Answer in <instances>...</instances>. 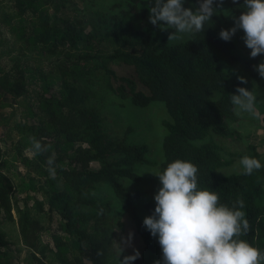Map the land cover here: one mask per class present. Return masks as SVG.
Returning a JSON list of instances; mask_svg holds the SVG:
<instances>
[{
  "label": "trees",
  "instance_id": "1",
  "mask_svg": "<svg viewBox=\"0 0 264 264\" xmlns=\"http://www.w3.org/2000/svg\"><path fill=\"white\" fill-rule=\"evenodd\" d=\"M126 1L127 9L122 10L139 16L143 24V30H138L143 39L141 51H126L119 47L103 57L84 53L79 58L85 64L92 66L90 71L81 67V62H77L72 68L57 73L51 72L49 77L52 82L60 81L61 99L43 100L41 111L45 116H49L53 123L45 126L43 134L35 133L31 129L30 135L25 133L27 127L23 122L17 124L25 133L18 140L24 150L30 149L29 138L33 136L42 143L51 144L47 142L46 137L49 128L57 125L64 142L51 144L52 150L46 154L52 155L57 147L62 151H73L75 153L72 157L73 161L79 162L83 168L79 170L66 167L64 161L57 158L55 161H59L56 178H50L48 171L44 173L50 209L64 208L62 217L65 220V229L70 235L68 237L73 241L70 249L66 240L56 238L54 254L58 256L61 264H85L86 260H89L90 264H107L112 245L111 228L99 223L101 217L96 221L95 231H90L86 226L89 219L95 217L90 210L97 204L86 196L87 187L103 182L114 188L117 198L134 220L145 247L151 252L161 250L156 237L144 227L134 202L145 194L148 197L146 206L154 211V195L158 189L128 192L124 188L126 180L140 181L144 178L138 170L140 164H156L149 156L151 152L149 145L136 143L127 136L122 140H105L103 132H93L97 130L102 119L101 110L90 103L91 96L101 93L97 88L101 83L97 82L92 74V70L98 68L104 69L102 78L105 83L103 88L105 94L113 95L120 107H126L128 103L144 107L156 100L165 103L169 120L163 122L166 130L163 137L164 160L159 172H163L168 163L177 159L191 161L199 168L198 188L218 193L220 202L229 206L236 200L243 199L245 207L242 210L245 211L252 227L251 231L240 239L248 241L264 252V168L254 171L251 175H243V171L219 175L216 170L232 164L233 159H225L222 147L213 139L199 145L195 143L211 137V132L225 138H242L241 133L231 124L239 121V118L233 113L230 96L236 92L238 86L247 88L246 84H241L237 79L241 75L245 78L249 77L257 88L264 89V79L254 67L264 61V55L250 57L242 65L237 77H232L228 68L238 62V57L234 54L236 44L233 39L224 41L219 36L222 27L218 18L222 10H217V15L212 17L213 21L205 25L204 32L196 33L193 38L184 42L168 44L154 36L159 27L149 22V7L154 0ZM189 2L194 9L198 6V0H189ZM112 5H122V0H114ZM223 5L228 6L237 17L244 10L243 0H236V3L233 0H223L222 7ZM29 10L38 11L41 15L47 9L43 0H20L18 14L23 15ZM43 16L46 15L40 17ZM13 17L14 15L8 14L4 18V23L23 44L21 48L26 47L31 51L36 49L39 43H43L46 50L52 51V46L57 45L56 36L45 26L36 27L33 33L28 35L24 26L13 25ZM3 39L5 38L1 36L0 45ZM244 49L250 52L246 45ZM16 58L13 56L14 60ZM40 73L44 72L40 71ZM46 78L42 74L45 92L49 90ZM2 90L5 93L3 95L0 92L2 108L13 106L15 103L13 101L17 102V97H21L25 91L24 83H21L11 71H5L0 66V91ZM6 93L12 94V97H8ZM259 108L258 111L263 114L264 122V101L259 104ZM25 111L27 117L36 116L31 108ZM41 120L43 121L42 118ZM130 129L133 130L132 127ZM6 132V139L12 140L8 129ZM4 133L2 132L1 135ZM77 143H80L78 147H76ZM84 143H88L89 146L84 147ZM247 147L248 156L256 157L264 164V156L256 150V145L250 143ZM230 154L232 157L243 156L242 153ZM107 156H111L110 159ZM36 157L45 162V154ZM24 160L26 165H30L31 162L27 157H24ZM92 161L102 162L100 168L90 170L89 164ZM0 164L5 163L0 162ZM7 178L0 171V208L4 210L8 219L13 220L14 206L11 203L10 191L12 190L13 193L16 188ZM4 181L7 183H3ZM32 181L27 182L26 190L36 189V184ZM60 183L62 188L59 187ZM32 199L35 207L40 212L44 211L43 202L28 192L25 207L16 208L19 214L20 234L26 246L42 254V257H38L33 252L36 263L46 264L43 259L47 257V251L52 252V249L47 246L39 248L38 223L32 215V207H28ZM59 202L62 203L60 207H58ZM100 207L103 211L109 208L101 204ZM0 241L2 244L6 243L1 235ZM98 251L99 255H97ZM67 252H73V257L64 258L63 255ZM0 256H3L1 246ZM133 264H139V261L135 260Z\"/></svg>",
  "mask_w": 264,
  "mask_h": 264
},
{
  "label": "rangeland",
  "instance_id": "2",
  "mask_svg": "<svg viewBox=\"0 0 264 264\" xmlns=\"http://www.w3.org/2000/svg\"><path fill=\"white\" fill-rule=\"evenodd\" d=\"M114 0H43L45 9L40 17L38 11L29 10L23 15L18 14L20 0H0V38L3 36L0 45V66L5 71H11L15 77L24 83L23 95L17 97V102L13 104L7 111L8 113V133H11L12 140L6 139L7 132L0 134V148L2 156L0 162V171L7 176V180L14 185L16 190L11 193V203L13 204L14 219L7 218L6 213L0 208V235L4 238L5 244L0 241L1 252L0 264H37L33 257V249L23 243L20 234V225L18 222L19 214L17 207L24 208L27 193L34 194L36 198L43 202V212H40L36 207L34 200H30L28 207H32V215L38 223V233L40 235L39 248L47 246L52 249V252L47 251V257H44L46 264H61L59 258L54 252L56 251V238H62L68 243L69 248H72V239L68 236L69 233L65 229V220L62 214L64 208L58 207L51 210L49 205V194L45 190L47 171V158L50 156L45 153V162L40 161L36 156L33 157L29 149H23L18 140L25 133L30 135L31 131L39 134L45 132V126L52 124L51 118L45 116L41 111V102L45 99H61L60 81L52 82L49 74L57 73L66 68H72L75 63L81 62V67L92 69V66L85 64L79 57L87 53L89 55L96 54L100 57L111 54L116 49L124 48L126 51H141L142 37L138 30H143L141 19L137 15H131L125 10L127 9V1L122 0V5L111 6ZM185 7L192 8L193 5L189 0H185ZM115 7V8H114ZM218 21L222 29H230L234 25L232 16H235L230 8L226 5L222 7ZM231 15H227L228 13ZM14 15L12 23L16 27L24 26L27 34H32L38 26H45L46 29L56 36L57 45L52 46L53 49L46 50L43 43H39L34 50H27L18 40L14 32H11L10 27L4 23L5 16ZM173 29L161 30L155 32V37L159 41H165L168 44L184 42L187 39L193 38V35H186L180 42H168V35ZM243 31L238 30L232 37L236 44L234 54L238 57V62L229 67V72L232 77H237L239 71L246 60L250 58V52L244 49V41L242 39ZM52 41V40H50ZM127 42L126 44H124ZM26 46V44L24 45ZM28 52V53H27ZM26 53V54H25ZM72 55V57H68ZM17 57L16 60L13 59ZM227 67V66H226ZM43 71L44 73H40ZM127 71V69H122ZM104 69L98 68L92 70V74L97 82L101 83L97 87L101 93L91 96L90 103L101 110L102 119L97 130L93 132H103V138L122 140L127 136L130 140L136 143H146L149 145L151 152L150 158L156 162L154 165L140 164L139 172L143 174L140 181L126 180L124 188L128 192L145 191L150 188L159 189L160 181L158 176L151 172H159L162 161L164 160L163 152V137L166 133L163 122L169 120V115L165 107V103L161 100L153 101L151 104L141 107L131 103L126 104V107H120L117 99L111 94H105L104 81L102 74ZM42 74L46 76V81L49 85V90L45 92L41 79ZM249 90L253 87V81L246 77ZM254 87L258 90L257 108L260 111L259 104L264 101V89ZM262 92V93H261ZM8 97L12 94L6 93ZM11 100V99H10ZM22 102L23 104H20ZM31 108L35 113V117L25 116V110ZM43 119V121L41 120ZM239 121L232 122V126L237 129L242 138H225L211 132V137H207L203 141H195L196 144L213 139L218 143L223 150L225 159H233V163L217 169L219 175L238 173L243 171L239 164L240 159L244 155H248V144H255L256 150L264 156V122L263 114L260 119L251 118L248 114H243L238 117ZM19 122H23L27 127V132L23 133L17 126ZM132 127L133 130L130 129ZM32 129V130H31ZM15 140V141H14ZM46 140L52 145L62 144L64 137L59 133V127H50ZM80 143L76 144L78 147ZM88 147V143L83 144ZM55 150V151H54ZM53 151L55 159H61L66 164V167L77 168L83 170L79 162L73 161L72 157L75 154L73 151H62L60 148H55ZM52 153V155H53ZM230 153H242L241 157H232ZM24 157L30 160V165H26ZM111 156H107L110 159ZM56 161L58 166V161ZM102 162L92 161L89 164L90 170L100 168ZM33 180L36 184L35 190L25 189L28 181ZM3 183H7L4 181ZM42 186L44 188H42ZM62 188V184H59ZM86 196L89 199L96 201V206L90 211L95 215L89 219L86 226L90 231L96 230V221L99 217V223L111 228L112 245L110 247L107 264H119V245L124 251L120 254V259L125 255H131L134 249L139 250L140 257L136 260L139 264H155L161 260L162 251H149L137 232L136 224L131 216L126 212L124 206L117 198L114 188L106 183L92 184L87 187ZM148 197L143 194L141 198L136 199V210L142 220L153 211L146 206ZM106 205L109 208L103 211L100 207ZM132 232L130 244L123 243L127 239L129 232ZM158 240V237H156ZM36 256L42 257L38 251ZM73 252H67L63 256L66 259L73 257ZM135 260L132 262V264ZM85 264H90L89 260Z\"/></svg>",
  "mask_w": 264,
  "mask_h": 264
},
{
  "label": "clouds",
  "instance_id": "3",
  "mask_svg": "<svg viewBox=\"0 0 264 264\" xmlns=\"http://www.w3.org/2000/svg\"><path fill=\"white\" fill-rule=\"evenodd\" d=\"M236 3V0H233ZM185 0H154L149 7V22L161 30L173 29L168 42H180L186 35L204 32L223 0H198V6L185 7ZM244 10L232 16L234 25L221 29L219 36L230 41L238 30L243 31V41L250 49V57L264 55V0H243ZM227 15H231L229 12ZM213 25V24H212ZM211 25V26H212ZM210 27V26H209ZM264 79V61L254 66ZM241 84H247L244 76H238ZM258 90L238 86L230 96L233 113L237 117L248 114L260 119L257 108ZM32 156L43 155L52 150L51 144L30 137ZM239 164L243 175H251L264 168L260 159L244 155ZM47 171L56 178L55 155L47 158ZM158 176L160 187L154 195L155 208L143 220V225L153 237H158L162 258L155 264H264V252L240 239L251 231V224L242 209L243 199L231 206L220 202L219 194L198 188L199 168L191 161L175 160L167 164L163 172H151ZM142 175V174H141ZM130 231L125 244H130ZM119 245V264H132L140 257L139 250L120 259L124 248ZM99 251L97 255H99Z\"/></svg>",
  "mask_w": 264,
  "mask_h": 264
},
{
  "label": "crops",
  "instance_id": "4",
  "mask_svg": "<svg viewBox=\"0 0 264 264\" xmlns=\"http://www.w3.org/2000/svg\"><path fill=\"white\" fill-rule=\"evenodd\" d=\"M0 92L3 93V95H5L3 90L0 91ZM1 103H2V101H1V98H0V134L2 132H4V130H6L8 128V126H9V125L7 126V120L9 118L8 117L9 115H8L7 111L10 108V107L2 108Z\"/></svg>",
  "mask_w": 264,
  "mask_h": 264
}]
</instances>
